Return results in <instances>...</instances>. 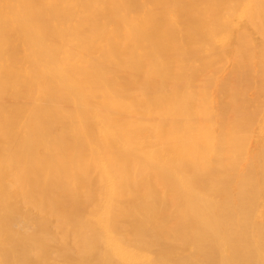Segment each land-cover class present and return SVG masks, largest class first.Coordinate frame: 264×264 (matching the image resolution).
Wrapping results in <instances>:
<instances>
[{
    "label": "bare ground",
    "instance_id": "6f19581e",
    "mask_svg": "<svg viewBox=\"0 0 264 264\" xmlns=\"http://www.w3.org/2000/svg\"><path fill=\"white\" fill-rule=\"evenodd\" d=\"M0 264H264V0H0Z\"/></svg>",
    "mask_w": 264,
    "mask_h": 264
}]
</instances>
